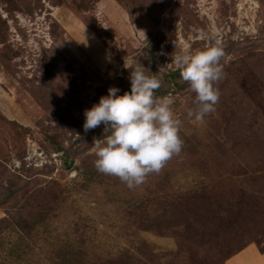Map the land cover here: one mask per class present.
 Listing matches in <instances>:
<instances>
[{"label": "rangeland", "instance_id": "374dc122", "mask_svg": "<svg viewBox=\"0 0 264 264\" xmlns=\"http://www.w3.org/2000/svg\"><path fill=\"white\" fill-rule=\"evenodd\" d=\"M216 41L196 121L173 58ZM125 61L161 79L184 141L133 189L94 167L104 125L83 129L131 91ZM0 264H264V0H0Z\"/></svg>", "mask_w": 264, "mask_h": 264}, {"label": "clouds", "instance_id": "9594fccd", "mask_svg": "<svg viewBox=\"0 0 264 264\" xmlns=\"http://www.w3.org/2000/svg\"><path fill=\"white\" fill-rule=\"evenodd\" d=\"M225 53L214 42L203 50L176 55L173 62L181 79L195 94L189 118L203 121L215 112L220 99L218 84L224 78L221 60ZM124 68L130 70L131 91L110 87L99 103L84 111L85 133L104 125L103 138L93 139L96 157L94 167L102 174L115 176L129 189L146 182L151 174H159L184 145L180 136L182 121L173 111V100L155 93L162 81L140 62ZM151 73V74H150Z\"/></svg>", "mask_w": 264, "mask_h": 264}, {"label": "trees", "instance_id": "16d2710c", "mask_svg": "<svg viewBox=\"0 0 264 264\" xmlns=\"http://www.w3.org/2000/svg\"><path fill=\"white\" fill-rule=\"evenodd\" d=\"M172 77H174V75Z\"/></svg>", "mask_w": 264, "mask_h": 264}]
</instances>
